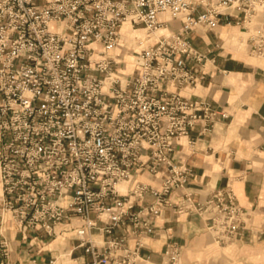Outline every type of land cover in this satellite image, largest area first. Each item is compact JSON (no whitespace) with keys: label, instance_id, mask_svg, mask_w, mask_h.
<instances>
[{"label":"built area","instance_id":"1","mask_svg":"<svg viewBox=\"0 0 264 264\" xmlns=\"http://www.w3.org/2000/svg\"><path fill=\"white\" fill-rule=\"evenodd\" d=\"M126 25L168 31L138 40L132 73L113 55L129 48ZM221 25L251 31L252 55L264 60V0H0V264H15V228L43 244L72 229L91 264H137L167 209L205 217L220 246L244 235L232 187L172 199L194 177L176 145L228 116L180 92L204 79L209 60L193 36ZM166 256L179 264L181 250Z\"/></svg>","mask_w":264,"mask_h":264},{"label":"crops","instance_id":"2","mask_svg":"<svg viewBox=\"0 0 264 264\" xmlns=\"http://www.w3.org/2000/svg\"><path fill=\"white\" fill-rule=\"evenodd\" d=\"M180 26L173 22L169 30L177 31ZM227 28L203 29L193 36L198 47L210 51L209 60L204 79L180 92L192 99L208 100L228 116L220 117L211 133L201 135L196 129L176 145V159L191 167L194 177L186 189L173 193L172 199L181 203L188 192L195 201H205L217 189L230 186L247 212V230L220 246L208 231L205 217L167 209L156 222L155 236L146 240L143 259L137 264H166L169 246L180 248L179 264H264V60L252 55L251 31L238 26L240 36L244 33L248 37L231 46L230 39L225 40L231 33ZM130 31L124 27V37ZM128 52L129 48L113 52L123 71L129 62L125 58ZM135 70L136 62L132 72ZM140 180L160 185L148 175ZM11 236L15 264H31L34 257L56 258L58 264H91L72 229L63 230L60 238L47 244L26 239L16 228ZM94 238L100 241L102 236Z\"/></svg>","mask_w":264,"mask_h":264},{"label":"rangeland","instance_id":"3","mask_svg":"<svg viewBox=\"0 0 264 264\" xmlns=\"http://www.w3.org/2000/svg\"><path fill=\"white\" fill-rule=\"evenodd\" d=\"M125 27H129V26L126 25ZM227 29L231 33H230L229 37L228 36L225 37V40L228 41V39H230L229 42H230L231 46L238 45L240 43V41H246L248 35L243 33L240 36V34H239L240 30H239L238 26H235V25L228 26ZM167 32L168 31H165V32L157 31V33L149 36L147 30L144 29L143 27H140V28L136 29L135 31L132 29L129 32V34L125 36V39H124L125 44L131 49L130 52H128L126 54V57H125V58L129 59V62H128L126 68H124L125 71L127 73H132V71L135 69V62L137 61L138 52H140L142 50L138 44L139 39L146 40V45L152 44L156 41L158 36L161 35V33L163 34V33H167ZM224 34L225 33H222V36H224Z\"/></svg>","mask_w":264,"mask_h":264},{"label":"bare ground","instance_id":"4","mask_svg":"<svg viewBox=\"0 0 264 264\" xmlns=\"http://www.w3.org/2000/svg\"><path fill=\"white\" fill-rule=\"evenodd\" d=\"M160 31H163V32H165V31H166V28H165V29H161Z\"/></svg>","mask_w":264,"mask_h":264}]
</instances>
